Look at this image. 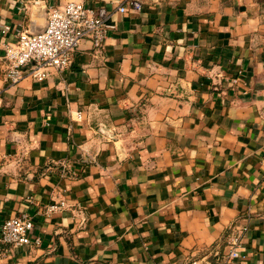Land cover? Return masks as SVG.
Returning <instances> with one entry per match:
<instances>
[{
  "label": "crops",
  "instance_id": "crops-1",
  "mask_svg": "<svg viewBox=\"0 0 264 264\" xmlns=\"http://www.w3.org/2000/svg\"><path fill=\"white\" fill-rule=\"evenodd\" d=\"M137 1L0 0V264H264V0ZM68 2L110 13L103 48L13 83L3 45Z\"/></svg>",
  "mask_w": 264,
  "mask_h": 264
},
{
  "label": "built area",
  "instance_id": "built-area-1",
  "mask_svg": "<svg viewBox=\"0 0 264 264\" xmlns=\"http://www.w3.org/2000/svg\"><path fill=\"white\" fill-rule=\"evenodd\" d=\"M142 4L137 0H125V6L118 8L124 13L128 10L140 11ZM110 13L105 8L92 10L79 2H68L48 10L46 26L38 32L24 31L17 34L16 40L3 45V59L6 62V76L18 83L26 77L44 81L48 70L64 71L71 67L76 50L84 40H90L95 50H101L111 26ZM9 28H5V33ZM83 113L77 112L81 119ZM103 133V130H101ZM105 133V132H104ZM62 200L46 208V213H56L68 209ZM34 221L26 213L6 220L1 228V242L8 247L28 246L33 242ZM39 244V239L34 241ZM228 260L240 257L241 239L229 238ZM192 264H199L193 262Z\"/></svg>",
  "mask_w": 264,
  "mask_h": 264
}]
</instances>
